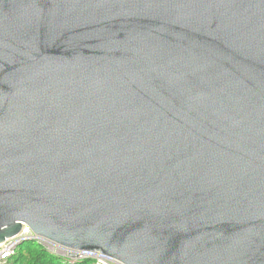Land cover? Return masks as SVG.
Masks as SVG:
<instances>
[{
	"label": "water",
	"instance_id": "obj_1",
	"mask_svg": "<svg viewBox=\"0 0 264 264\" xmlns=\"http://www.w3.org/2000/svg\"><path fill=\"white\" fill-rule=\"evenodd\" d=\"M24 223L264 264V0H0V244Z\"/></svg>",
	"mask_w": 264,
	"mask_h": 264
},
{
	"label": "built area",
	"instance_id": "obj_2",
	"mask_svg": "<svg viewBox=\"0 0 264 264\" xmlns=\"http://www.w3.org/2000/svg\"><path fill=\"white\" fill-rule=\"evenodd\" d=\"M36 240L46 248H48L52 253L64 257L70 263L82 259H93L97 264H122L117 259L102 254L100 252H94L90 250H67L55 243L48 241L42 237L36 236L31 228L23 224L22 230L15 236L7 239L4 243L0 244V264H13V257L18 252L19 247L26 241Z\"/></svg>",
	"mask_w": 264,
	"mask_h": 264
},
{
	"label": "trees",
	"instance_id": "obj_3",
	"mask_svg": "<svg viewBox=\"0 0 264 264\" xmlns=\"http://www.w3.org/2000/svg\"><path fill=\"white\" fill-rule=\"evenodd\" d=\"M13 264H97L93 259H82L70 263L64 257L52 253L36 240L24 242L13 257Z\"/></svg>",
	"mask_w": 264,
	"mask_h": 264
}]
</instances>
